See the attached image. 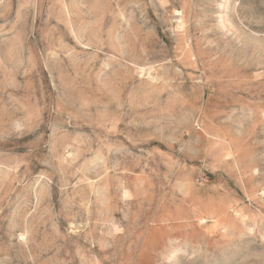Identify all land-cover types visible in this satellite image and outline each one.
<instances>
[{
	"label": "rangeland",
	"instance_id": "rangeland-1",
	"mask_svg": "<svg viewBox=\"0 0 264 264\" xmlns=\"http://www.w3.org/2000/svg\"><path fill=\"white\" fill-rule=\"evenodd\" d=\"M0 264H264V0H0Z\"/></svg>",
	"mask_w": 264,
	"mask_h": 264
}]
</instances>
